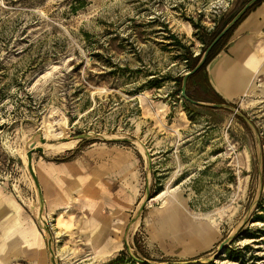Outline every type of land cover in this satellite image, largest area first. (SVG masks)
Masks as SVG:
<instances>
[{
  "label": "rangeland",
  "instance_id": "374dc122",
  "mask_svg": "<svg viewBox=\"0 0 264 264\" xmlns=\"http://www.w3.org/2000/svg\"><path fill=\"white\" fill-rule=\"evenodd\" d=\"M250 1L0 0V204L32 216L46 247L19 256L17 242L6 264H264V78L204 103L219 107L187 105L176 82ZM40 137L71 151L35 142L34 164L109 170L107 197L49 210L45 228L25 154Z\"/></svg>",
  "mask_w": 264,
  "mask_h": 264
},
{
  "label": "crops",
  "instance_id": "0c3cea01",
  "mask_svg": "<svg viewBox=\"0 0 264 264\" xmlns=\"http://www.w3.org/2000/svg\"><path fill=\"white\" fill-rule=\"evenodd\" d=\"M207 74L214 91L229 103L255 89L256 80L261 76L264 78V5L237 27L225 50L208 65ZM34 169L48 215L49 210L61 213L69 212L72 205L84 206L88 198L101 200L107 197L109 170L104 162L88 167L80 160L53 162L39 159ZM82 210L85 209L79 211ZM2 223L6 226L0 228V234H3L0 264H6L1 258L15 248L17 242H21L22 248L16 246L19 249L16 255L44 257L46 247L35 220L25 215L13 201L0 204V225Z\"/></svg>",
  "mask_w": 264,
  "mask_h": 264
},
{
  "label": "trees",
  "instance_id": "16d2710c",
  "mask_svg": "<svg viewBox=\"0 0 264 264\" xmlns=\"http://www.w3.org/2000/svg\"><path fill=\"white\" fill-rule=\"evenodd\" d=\"M264 5V0H261L257 2L255 5H253L247 13L225 34V36L216 44V46L210 51L209 55L207 56L204 64L199 69L197 73L190 76L187 81V89H186V95L189 98V101L186 100L187 105H191V101L198 102V103H212V104H222L225 103V101L222 99L221 96H219L214 89L212 88L209 77L207 74V67L208 65L213 61V59L222 51V48L230 41L233 33L237 29V27L248 17L250 13L255 11L258 7H261ZM84 7V6H82ZM88 36V35H87ZM218 36V35H217ZM215 36L210 44L215 40L217 37ZM175 37V36H174ZM176 38V37H175ZM180 44V42H178ZM181 45V44H180ZM199 56L195 58V62H198ZM197 66V63L191 68V71ZM185 76L179 77L176 82L179 86L182 88L183 80ZM203 81L205 84L206 90L201 91L199 87L194 88L195 85L198 84L199 81ZM152 88H159L158 85L155 82H150ZM182 91V90H181ZM211 95L212 99L207 98L206 95ZM72 159H66L60 162H68ZM256 219L258 222L262 223L264 225V198L260 199L257 206V213H256ZM139 261H145L138 258V256L130 257L128 254L121 255L117 257L116 259L111 260L108 263L105 264H141Z\"/></svg>",
  "mask_w": 264,
  "mask_h": 264
},
{
  "label": "water",
  "instance_id": "95a60500",
  "mask_svg": "<svg viewBox=\"0 0 264 264\" xmlns=\"http://www.w3.org/2000/svg\"><path fill=\"white\" fill-rule=\"evenodd\" d=\"M261 0H251L249 3L246 4V6L242 9V11L222 30V32L215 38V40L210 44V46L207 48L204 57L202 58V60L197 64V66L188 74H186V76L184 77L183 80V84H182V91H181V95L182 98L189 101V98L186 95V89H187V81L188 78L192 75H194L195 73H197L199 71V69L202 67V65L204 64L207 56L209 55L210 51L216 46V44L225 36V34L247 13V11L253 6L255 5L257 2H259ZM191 103L195 104V105H199V106H213V107H219L218 105H206L204 103H198V102H194L191 101ZM90 135H82L79 137V139L76 140H83V139H89ZM37 141L36 138H34L30 144H34ZM39 142L42 144H46V140L42 137L39 138ZM34 150H32L31 147L28 148L27 153H26V157H27V171L29 173V176L31 177L35 188L37 190L38 193V197H39V203H40V217H44V214H46L45 212V201H44V196L42 194V189L40 187L35 169H34ZM262 190V189H261ZM150 201V198L148 197L145 202L142 204V206L139 209L138 215H140L143 211L144 208L147 204V202ZM46 224V221H45ZM47 225V224H46ZM50 242V241H49ZM226 242L223 243L220 248L219 251L220 253L223 251V249H225L226 247ZM50 247H51V242L49 243ZM141 264H151L150 262L147 261H139Z\"/></svg>",
  "mask_w": 264,
  "mask_h": 264
},
{
  "label": "bare ground",
  "instance_id": "6f19581e",
  "mask_svg": "<svg viewBox=\"0 0 264 264\" xmlns=\"http://www.w3.org/2000/svg\"><path fill=\"white\" fill-rule=\"evenodd\" d=\"M249 88V87H248ZM45 138V137H44ZM70 141V140H69ZM36 143H40L38 141H36ZM30 144L29 147L31 148H34L35 147V144ZM42 146L46 147V148H49L51 151H53L54 153H57V154H63L67 151H69L71 149V143L67 142V143H62V144H58V145H52V144H49V143H46V144H42L40 143ZM71 151V150H70ZM27 153V151L25 152V154ZM33 182V181H32ZM163 193L160 194V196L162 195ZM33 208V211L35 213V215L38 217V219L40 220V223L43 225V227L45 228L46 224H45V221L43 219V217H40V212L41 210L37 208L36 205H33L32 206ZM67 209V208H66ZM6 247V246H5ZM63 257V256H62ZM52 264H56L55 263V257L52 258Z\"/></svg>",
  "mask_w": 264,
  "mask_h": 264
}]
</instances>
